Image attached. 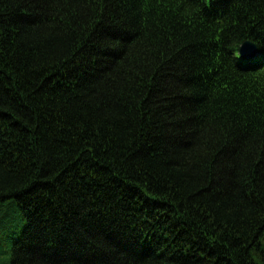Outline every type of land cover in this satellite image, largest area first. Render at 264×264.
I'll return each instance as SVG.
<instances>
[{
	"label": "trees",
	"instance_id": "trees-1",
	"mask_svg": "<svg viewBox=\"0 0 264 264\" xmlns=\"http://www.w3.org/2000/svg\"><path fill=\"white\" fill-rule=\"evenodd\" d=\"M0 264H264V0H0Z\"/></svg>",
	"mask_w": 264,
	"mask_h": 264
},
{
	"label": "water",
	"instance_id": "water-1",
	"mask_svg": "<svg viewBox=\"0 0 264 264\" xmlns=\"http://www.w3.org/2000/svg\"><path fill=\"white\" fill-rule=\"evenodd\" d=\"M240 52L245 57H253L258 54L259 50L255 43H253L252 41H246L241 46Z\"/></svg>",
	"mask_w": 264,
	"mask_h": 264
},
{
	"label": "rangeland",
	"instance_id": "rangeland-1",
	"mask_svg": "<svg viewBox=\"0 0 264 264\" xmlns=\"http://www.w3.org/2000/svg\"><path fill=\"white\" fill-rule=\"evenodd\" d=\"M4 258H6V256Z\"/></svg>",
	"mask_w": 264,
	"mask_h": 264
}]
</instances>
